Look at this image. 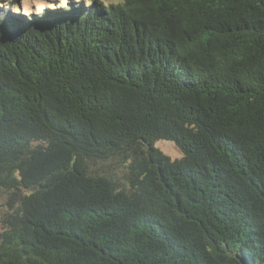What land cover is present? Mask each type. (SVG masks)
I'll use <instances>...</instances> for the list:
<instances>
[{
    "label": "trees",
    "instance_id": "1",
    "mask_svg": "<svg viewBox=\"0 0 264 264\" xmlns=\"http://www.w3.org/2000/svg\"><path fill=\"white\" fill-rule=\"evenodd\" d=\"M13 7L0 264H264V0Z\"/></svg>",
    "mask_w": 264,
    "mask_h": 264
},
{
    "label": "rangeland",
    "instance_id": "2",
    "mask_svg": "<svg viewBox=\"0 0 264 264\" xmlns=\"http://www.w3.org/2000/svg\"><path fill=\"white\" fill-rule=\"evenodd\" d=\"M9 3H13V5L15 6L13 7L14 10H12L11 13H13L12 15L14 17H17L18 21H27L32 18L35 19L36 17L44 15L47 12H55L65 9L69 5H74V7L76 8L86 6L85 0H80L79 3H77L76 0H67L66 5H62V0H0V8L5 9V11H8L9 9L7 8L9 7ZM103 3L105 5L116 4L113 3L112 0H103ZM157 144L160 145L162 151L172 150L174 152L182 154V152L173 142L159 140L155 142V145ZM169 159L173 160L170 157ZM8 198V192L0 189V233L4 231L3 219L5 215H8V213L12 212V209L9 210V208L7 207Z\"/></svg>",
    "mask_w": 264,
    "mask_h": 264
},
{
    "label": "clouds",
    "instance_id": "3",
    "mask_svg": "<svg viewBox=\"0 0 264 264\" xmlns=\"http://www.w3.org/2000/svg\"><path fill=\"white\" fill-rule=\"evenodd\" d=\"M76 2L79 3L80 0H76ZM92 2H93V0H85L86 6H91ZM102 2H103V0H102ZM112 2L116 3V4H123L125 2V0H112ZM66 3H67V0H62V5H66ZM155 147L157 148V150L161 151L163 155L169 156L173 160H175V159L177 160V159L182 158L181 153H177V152H174L172 150L162 151L159 144L155 145Z\"/></svg>",
    "mask_w": 264,
    "mask_h": 264
}]
</instances>
